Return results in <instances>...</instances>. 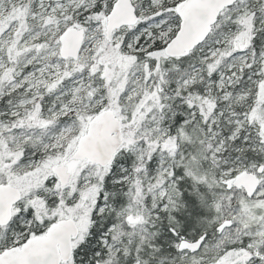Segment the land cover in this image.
Here are the masks:
<instances>
[{"label": "snow or ice", "instance_id": "1", "mask_svg": "<svg viewBox=\"0 0 264 264\" xmlns=\"http://www.w3.org/2000/svg\"><path fill=\"white\" fill-rule=\"evenodd\" d=\"M0 264H264V0H0Z\"/></svg>", "mask_w": 264, "mask_h": 264}]
</instances>
